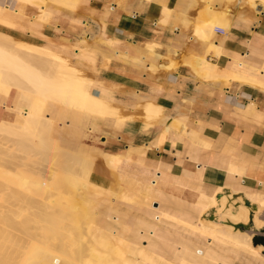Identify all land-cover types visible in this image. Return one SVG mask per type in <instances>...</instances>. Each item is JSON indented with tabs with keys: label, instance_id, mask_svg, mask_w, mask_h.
<instances>
[{
	"label": "crops",
	"instance_id": "obj_1",
	"mask_svg": "<svg viewBox=\"0 0 264 264\" xmlns=\"http://www.w3.org/2000/svg\"><path fill=\"white\" fill-rule=\"evenodd\" d=\"M191 1L178 6V0H79L73 8L56 5L53 16L39 21L31 15L44 2L31 0L25 7L27 18L0 10V29L59 51L91 81L90 92H104L116 106V116L90 114L73 124L72 109L63 111L59 105L46 112L58 122L60 144L95 162L106 153L117 160L116 171L101 162L113 178H101L110 189H122L124 174L179 194L219 187L217 198L224 194L234 204L247 200L256 206L247 195L264 199V9L255 15L247 7L233 6L227 31L216 25L209 38L199 39L192 27L208 18L206 5L223 9L225 0ZM8 4L15 6L13 0ZM164 7L171 9L170 17L160 22ZM199 56L215 64L220 75L204 77ZM150 100L160 107L153 119L145 118L142 108ZM86 137L99 138L101 150L85 147ZM109 200L104 204L130 206L117 208L132 221L144 217L137 202L120 203L114 196ZM158 225L176 233L179 245L190 240L200 253L207 246L208 240L183 227L163 221ZM258 250L260 257L230 245L214 256L220 264H264L263 246ZM193 253L175 246L163 263L181 264L178 258L184 257L213 264Z\"/></svg>",
	"mask_w": 264,
	"mask_h": 264
},
{
	"label": "bare ground",
	"instance_id": "obj_2",
	"mask_svg": "<svg viewBox=\"0 0 264 264\" xmlns=\"http://www.w3.org/2000/svg\"><path fill=\"white\" fill-rule=\"evenodd\" d=\"M78 1L43 0V5L37 7L31 16L45 21L58 11L56 5L73 8ZM190 1L178 0L177 4L189 5ZM232 1L234 7L249 5L257 15L264 9V0ZM8 2L0 3V10L10 9L28 17L25 7L31 0H13L14 7ZM206 9L208 18L195 22L192 27L195 38H209L216 25L226 31L229 29L232 18L229 10L225 12L209 4ZM161 12L160 22H167L171 9L164 7ZM62 55L47 45L15 39L0 29V132L10 134V137L0 140V157H9L8 162L5 160L6 163L0 165L1 189L5 186L10 188L8 195L22 197L26 199L25 203L35 198L48 200L53 195L59 198L52 210L32 212L33 218L40 222L36 223L34 231H29L24 226L25 222L19 228L13 225L8 216L2 215L3 208L7 206H0V264H28V256H23L33 251L37 252L39 264H60L78 252L81 253L78 257L81 264H164L167 250L175 246L193 251L194 258L206 259L213 264H220L214 253L230 245L245 248L260 257L259 247L255 248L250 243L249 235L232 226L235 220L246 223L250 206L239 204L233 210L230 205L224 207L226 196H216L219 187L210 186L208 191L188 190L179 194L160 187L156 182L145 183L123 174L120 179L122 189L112 190L103 179L93 176L95 161L82 155L78 149L59 143L58 122L46 113L59 105L63 111L72 109V124L90 114L103 117L118 114L111 99L104 92H90L91 81L82 76L80 69L68 57ZM204 57H198L200 72L204 77L215 78L219 74L218 68ZM225 76L231 77L230 74ZM142 108L147 119H153L160 112V107L151 100L145 101ZM7 141L11 142L6 144ZM201 142L205 143V140ZM101 162L110 171L118 169L117 160L110 153L104 154ZM63 196L68 197L67 203L62 201ZM100 196L103 198L99 199ZM110 196L120 203H139L138 211L144 217H134L132 221L126 211L118 210L117 206L121 204H110ZM247 196L256 202L255 213L264 210L263 198ZM107 199L110 202L105 205L106 209H100ZM129 207L123 208L129 210ZM211 210L216 218L221 213L228 215V223L206 217L205 214ZM162 221L183 227L203 241L208 240L206 248L202 253L197 252L191 248L193 242L190 240L179 245L176 233L159 227L158 223ZM39 236L55 244H51L49 249H41L31 242ZM178 259L181 264H196L184 257Z\"/></svg>",
	"mask_w": 264,
	"mask_h": 264
},
{
	"label": "rangeland",
	"instance_id": "obj_3",
	"mask_svg": "<svg viewBox=\"0 0 264 264\" xmlns=\"http://www.w3.org/2000/svg\"><path fill=\"white\" fill-rule=\"evenodd\" d=\"M233 6H234V2L232 0H225V6H224L223 10L225 12H227L229 10V8H231ZM239 7H247L248 9L251 10V12L253 14L257 15V12L255 10L251 9L249 7V5H247V4H241ZM228 14H229V12H228ZM205 20H202V22ZM13 37L15 39H17L15 36H13ZM15 94L16 93L13 92V95H15ZM6 136L10 137V134H8V133L3 134L2 132H0V140H2V141L5 140ZM87 138L88 137H86V139L82 140L85 147H87L89 149H93V151H95V153L98 152L99 150H101L99 147V145L101 144L99 138H95L94 140L89 139V138L87 139ZM10 142L11 141H7L6 144H9ZM71 149L74 150L76 148H71ZM5 160L8 162L9 157L8 156L0 157V165L6 163ZM24 162H27V160H24ZM93 173H94L93 176L95 178H100V179L104 178V179H107L109 181L113 180V178L111 177L110 174H108L106 171L102 170L100 155H98L96 158V163L94 165V172ZM4 188L5 189H1V186H0V206H7V207L3 208L4 213L2 215L8 216L10 218L11 223L13 225H15L16 227L23 225V223L25 222L24 226H27L29 231L36 230V228H35L36 223L37 224L40 223L39 221H37L33 218L34 214H32V212L37 211V210L38 211L39 210L40 211H43V210L50 211L53 209V205H55L56 201L59 199V198H57L56 195H53L48 200L44 199V198H35L32 200H29L30 203L26 202V203H28V204H26L25 202H23L26 199H23L22 197H19V196L10 197L7 193L8 190H10V188H7L6 186ZM61 199H62V201L66 202V203L68 202L67 196H63ZM233 204L234 203L232 201H230V200L228 201V199H226L225 203H224V207L226 205H230L229 208H231L233 210L239 204L244 205V201L243 202L240 201L238 204H234V205ZM8 205H11L9 210H8ZM105 205L106 204L100 205V209H102V210L106 209ZM254 213H255L254 210H252L250 207L249 211H248V217H247L246 223L242 222L241 220H235L234 223H232V226H233V224L238 223V222H241V223H244L247 225L246 229H241V230L245 231V233H247V235H249L250 243H251V236L254 234H257L258 232H261V228L264 226V211H259V212L255 213L256 214L255 219H253ZM40 215L42 216L43 213H40ZM205 216L210 218L209 212L207 214H205ZM212 216L213 217L210 219H213L215 221H222L223 223H228L227 222L228 221V219H227L228 215H224L223 213H221V214L217 215V218H216V216H214L212 213ZM250 216H252L251 219H250ZM233 228H236V227L233 226ZM249 230L252 233V235L249 232ZM18 233L21 236H23V238H26V235H24L20 232H18ZM31 242L33 244H35L37 247H39L41 249H45V250L49 249L51 244H53V243L55 244L54 241L53 242L46 241V239L44 237L42 238L40 236H39V239L38 238L32 239ZM24 245L26 246V245H28V243L27 244L25 243ZM257 246L259 247L261 245H257ZM36 254H37L36 251L27 252L26 254H24L23 258L25 257V255H27L28 256L27 262H29L28 264H39L38 263L39 257ZM80 255H81V253L78 252V253H76V255L72 259L69 258L67 260H64L60 264H81L78 260V257Z\"/></svg>",
	"mask_w": 264,
	"mask_h": 264
},
{
	"label": "water",
	"instance_id": "obj_4",
	"mask_svg": "<svg viewBox=\"0 0 264 264\" xmlns=\"http://www.w3.org/2000/svg\"><path fill=\"white\" fill-rule=\"evenodd\" d=\"M244 204L247 206H250L252 210L256 209L255 205H251L247 200L244 201ZM213 216L211 215L210 218H212ZM252 216H250L251 219ZM234 227L239 228V229H246L247 225L241 222L235 223L233 224ZM261 232L264 233V226L261 228ZM251 243L252 245H257V244H261L263 246V253H264V234L263 235H259V234H254L251 236Z\"/></svg>",
	"mask_w": 264,
	"mask_h": 264
}]
</instances>
